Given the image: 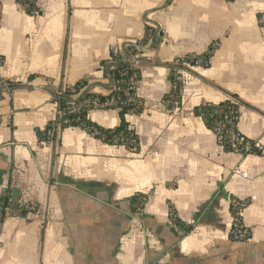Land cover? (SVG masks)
Segmentation results:
<instances>
[{
  "label": "crops",
  "instance_id": "crops-1",
  "mask_svg": "<svg viewBox=\"0 0 264 264\" xmlns=\"http://www.w3.org/2000/svg\"><path fill=\"white\" fill-rule=\"evenodd\" d=\"M37 7L31 15L16 0H0V197L10 191L38 208L0 223V264H264V153L226 152L194 112L235 101L238 131L264 148V0H40ZM147 26L165 35L157 49L130 56L141 61L144 108L126 116L138 152L78 127L58 130L55 143L39 141L67 88L86 80L92 93L108 94L102 63L114 48L125 56ZM213 43L208 67H179L183 88L172 102V67ZM89 119L104 129L121 124L117 110ZM137 195L147 202L134 213ZM233 199L247 203V242L230 236ZM171 208L192 230L175 224Z\"/></svg>",
  "mask_w": 264,
  "mask_h": 264
},
{
  "label": "trees",
  "instance_id": "trees-1",
  "mask_svg": "<svg viewBox=\"0 0 264 264\" xmlns=\"http://www.w3.org/2000/svg\"><path fill=\"white\" fill-rule=\"evenodd\" d=\"M40 0H16V2L22 5L28 14L35 15L39 13V8L37 7V2ZM164 39L163 33H161L157 28L147 26L145 38L137 43L130 44L126 47L125 56L122 53H114L112 51L110 60L103 62L102 65L105 68L106 76L116 84V89L108 97H118L122 101H125L128 98V94H132L129 90L130 77L133 72V69L129 63L126 62V57L134 56L138 54L137 47H146L149 46L153 49H157ZM218 43H213L209 51L202 55L207 57L209 61L213 57L214 53L218 49ZM142 52V50L140 51ZM201 57V56H192L180 59L176 62L171 69V81L174 85L172 94L169 96L172 102H175L179 99L183 84L180 81H177L176 70H178L179 63L189 61L190 58ZM210 65V63H209ZM207 65L206 67H208ZM17 83H9L11 88L17 86ZM88 82L86 80L77 83L74 87L67 88L62 95H60L57 100L60 104L59 113L57 120L53 123H50L44 131H37V136L41 142H56L58 136V130H63L71 127H78L87 132L88 134H93L92 131H95V138L101 140L103 143L125 147L129 151L138 152L139 150V138L136 132L130 127L126 121V116L130 114L138 115L143 111L144 104L143 101L138 97L136 103L128 104L122 107L119 110L121 124L113 129H104L89 119L90 110L83 108L75 113L67 114V109L71 107L74 103L79 104L82 101L88 98L101 97L105 99L101 94L92 93L87 89ZM75 96H78L76 99ZM174 104V103H173ZM234 106L231 100L225 101L218 105L214 104H205L195 108V115L200 117L206 127L212 131H215L216 127L224 119V114L229 110L230 107ZM169 108L173 105H169ZM238 108V105L236 106ZM239 109V108H238ZM61 113H66L61 115ZM52 133V134H51ZM223 149L226 152H234L232 145L228 139L222 144ZM261 155L262 153H255ZM11 192L7 191L2 197H0V223H3L8 216L11 217H21L27 218L29 215L34 214L38 208L35 206L34 209L31 208L32 203H21L14 198L10 197ZM236 201L235 199L231 202V213L233 214L232 203ZM147 202V197L142 195H137L131 200L132 211L137 213L141 211ZM247 205V203H246ZM171 219L175 224L185 227L186 230H192V227L184 225L179 219L176 218L175 209L171 208L170 210Z\"/></svg>",
  "mask_w": 264,
  "mask_h": 264
},
{
  "label": "built area",
  "instance_id": "built-area-1",
  "mask_svg": "<svg viewBox=\"0 0 264 264\" xmlns=\"http://www.w3.org/2000/svg\"><path fill=\"white\" fill-rule=\"evenodd\" d=\"M232 1V0H229ZM260 25L264 27V14L259 18ZM163 35L165 32L163 30H159ZM145 48V47H144ZM143 49V47H137L138 53ZM114 53H121L118 48L113 49ZM135 56V55H134ZM133 56V57H134ZM126 62L129 63L133 69V72L130 77V85L129 90L132 94H128V98L125 101H122L118 97H108L115 89L116 84L111 80L110 81V91L106 95H102L105 99H101V97L88 98L82 101L79 104H73L71 107L67 109V114L75 113L80 109L86 108L92 111H106V110H117L119 111L125 105V103L132 104L136 103L138 99L137 95V86L141 79L140 66L141 61L139 59H135L132 57H126ZM210 61L205 56L201 57H193L190 58L189 61L177 64L178 70H176L177 81L183 83L182 76L180 74L181 68L191 67V66H202L206 67L209 65ZM3 64L2 57L0 55V68ZM182 66V67H181ZM181 67V68H179ZM78 96H75L76 99ZM232 104L234 106L230 107L229 110L224 114V119L220 122V124L215 129V134L217 136V140L219 145L222 146L224 141L228 139L232 145V149L235 153H239L242 155H249L255 153H264V148L259 142L252 141L245 137V135L241 134L238 131V123L240 119L239 109L235 107L237 103L233 100ZM66 113H61V115H65ZM93 134H89L94 137L96 134L95 131H92ZM52 134V133H51ZM236 173L243 174L241 169H237ZM10 197H13V194H10ZM23 204V203H22ZM246 207V203L240 200H236L232 203L233 214H232V225H231V239L235 242H247L250 239V233L247 227L243 223V211ZM31 208L34 209L35 205L32 204Z\"/></svg>",
  "mask_w": 264,
  "mask_h": 264
},
{
  "label": "water",
  "instance_id": "water-1",
  "mask_svg": "<svg viewBox=\"0 0 264 264\" xmlns=\"http://www.w3.org/2000/svg\"><path fill=\"white\" fill-rule=\"evenodd\" d=\"M2 93V91L0 92V94Z\"/></svg>",
  "mask_w": 264,
  "mask_h": 264
},
{
  "label": "rangeland",
  "instance_id": "rangeland-1",
  "mask_svg": "<svg viewBox=\"0 0 264 264\" xmlns=\"http://www.w3.org/2000/svg\"><path fill=\"white\" fill-rule=\"evenodd\" d=\"M0 87H1V84H0Z\"/></svg>",
  "mask_w": 264,
  "mask_h": 264
}]
</instances>
